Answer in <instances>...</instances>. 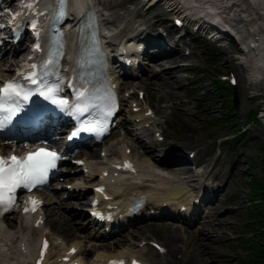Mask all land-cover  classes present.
<instances>
[{"label": "rangeland", "instance_id": "rangeland-1", "mask_svg": "<svg viewBox=\"0 0 264 264\" xmlns=\"http://www.w3.org/2000/svg\"><path fill=\"white\" fill-rule=\"evenodd\" d=\"M149 2L150 0H110L107 12L111 11L112 16L138 12L141 18L146 22L149 20L152 26L160 20L171 22V17L167 12L168 0L154 8L147 9ZM242 8L247 11V7L242 6ZM238 12H240L239 8L236 13ZM233 17L234 15L229 17L230 26L228 27L231 36L235 38V42L231 36L227 38L225 36L223 43L212 44L203 39L207 32L202 30L200 31L204 35L202 38L199 37V40L195 35L191 37L190 46L194 48V51L189 61L193 65H197V68L186 78L187 81H190L189 85L185 82V75L182 74L177 76L180 79L181 88L173 90L171 87H165L159 91L154 85L149 86V83H160L162 80L172 78V75L166 74V71L160 76L150 73L144 88L146 87L149 103L153 106L155 104L154 107L162 118L161 129L167 144L164 147H159L151 143L150 137L140 134L146 141L145 145L155 148L156 156L159 149H165L167 145V147L179 145L184 150L193 148L200 150L201 148L200 156L202 158H199V163L205 165L201 171L207 170V174L210 175V182L225 183L230 181L232 176L235 177L226 193L230 196L233 195L232 206L229 204L218 205L219 207L213 210V216L204 220L207 221L204 223L205 225H198L192 230H186V234L178 225L163 226L159 222L147 223L140 227L138 225L136 226L138 228L124 234L122 244L117 243L114 246L115 244L107 243V249L110 246L119 251L123 248L129 252L138 251L135 246L139 240L157 238L167 246V250H170L168 263L159 260L156 253L153 254L151 249H147L145 250L146 254H144L147 264H186V261L189 260L190 262V259L192 264H248L247 261L253 252L252 246L256 245L257 236L264 227L260 223L253 222L254 224H252L251 214L246 212L251 174L262 177L264 166V71L260 75H256V67L244 60V54L240 50L245 38L251 35V16L247 12L244 14L240 12L234 21L230 20ZM168 18L169 20H167ZM225 45L227 46L221 47ZM231 70L237 75L239 82L237 94L240 113L238 116L237 113L231 111V107L228 106L224 97L220 99L219 90L213 83V78L217 77L218 74H226ZM171 91L180 92L178 102H181L183 106L175 108L171 106L169 110L161 108L157 103L160 98L164 102H168L170 99L175 101L172 97L174 95H170L172 98H165V95L166 97L169 96ZM206 95L212 96L205 98ZM195 112L198 113L194 115ZM222 113L225 116L233 117L234 124L221 120ZM254 115L258 120L248 123L246 128L241 131L242 136L237 137L233 126L238 125L240 128ZM121 138L124 136L121 135ZM126 139L130 140L127 137ZM134 139L139 141L137 138ZM113 143L114 140L111 145ZM135 151L142 158L148 159L143 154L142 149L138 148ZM248 160L252 163L248 164ZM193 180V182L188 183L196 186L201 179L199 176L198 178L194 177ZM82 207L84 204L80 202L66 205L64 209L60 208L56 211L53 210L54 207H49L47 208V222L53 231L63 235L69 241L82 240L85 243L87 232L81 230L83 228L80 225L81 215L77 213L78 218L76 217V212ZM57 212L59 216L55 215ZM202 230H204L205 235L200 236ZM196 233L202 238L207 237L203 245L197 246V248H195L192 238H188L189 235ZM173 235L178 237V246L171 245L172 249L168 248V244L170 245L169 237ZM85 244L89 249L90 244ZM175 246L176 248H174ZM7 249L16 252V244L9 242ZM180 256H183V260L178 258Z\"/></svg>", "mask_w": 264, "mask_h": 264}, {"label": "snow or ice", "instance_id": "snow-or-ice-1", "mask_svg": "<svg viewBox=\"0 0 264 264\" xmlns=\"http://www.w3.org/2000/svg\"><path fill=\"white\" fill-rule=\"evenodd\" d=\"M58 12L56 20L59 21L67 15L69 0H56ZM26 7L32 8L34 5L27 4ZM32 27L35 29L36 25ZM91 23L87 17L82 22L81 31L90 28ZM38 35V33H37ZM58 34L50 38L49 56L40 65L32 63L28 65L29 71L19 74L20 79L7 81L0 86V133L5 129L14 132L17 125L36 124L43 120L46 112L59 109L75 116L78 120L85 114H90L93 109L100 108V103L95 100H107L108 97H100L88 89V82L82 83L79 87L72 88L76 102L70 104L68 99L63 97V82L66 79L58 75L54 69L57 66V58L63 55L62 44L57 38ZM39 50L40 45H36ZM78 67H83V61L78 62ZM42 98L55 106V109H43L40 107L39 99L33 101V97ZM33 105V107H29ZM111 115V112H108ZM19 117V120H17ZM16 122L14 124L13 122ZM103 124L99 120L81 121L79 126L68 136L71 141L80 136L82 132L101 134ZM63 158L61 153L55 150L37 149L35 152H28L23 156L0 155V209L9 210L15 203V193L18 189L31 190L33 187L46 183L50 172L57 168L58 161ZM131 167V165H127ZM102 191V189H98ZM33 205H38V200L32 201ZM35 210V207L32 208ZM25 211H28L26 208ZM45 249L47 241H45ZM75 252V249H73ZM120 264V262H113Z\"/></svg>", "mask_w": 264, "mask_h": 264}, {"label": "bare ground", "instance_id": "bare-ground-1", "mask_svg": "<svg viewBox=\"0 0 264 264\" xmlns=\"http://www.w3.org/2000/svg\"><path fill=\"white\" fill-rule=\"evenodd\" d=\"M171 1V0H170ZM177 2L179 0H176ZM83 4L88 3L87 0H81ZM182 8L183 12L188 16H191L192 18L195 17L197 19H205L206 21L202 22L201 25H206L208 20L214 22L215 24L220 25V23L225 24L224 27L230 26L228 23V19L230 16L234 17L230 20L234 21L235 17L237 15L239 16L240 12L241 14L244 13H249L251 16V35L249 37L245 38V42L243 43V54L244 57L247 61V63L253 64V67L255 68L256 75H260L264 71V0H182L178 2ZM177 4V3H176ZM193 5H199L198 8L193 7ZM242 6L247 7V11L243 10ZM238 8L240 9V12L236 13L238 11ZM3 18V15L1 16ZM195 25H197L199 22L194 21ZM236 29H239L237 26H234ZM221 32V31H220ZM209 34L212 32L209 31ZM164 54V52H161L160 55ZM23 54L17 55V58H21ZM159 65V64H158ZM159 67V66H158ZM165 68L159 67V70H162L161 73L158 72H153L154 75L158 74L160 76L164 71ZM166 74L172 75V78L162 80L160 83L159 82H150L149 86H155L158 88L159 91L163 90L165 87H171L173 90H177L180 87V79L176 77V71H166ZM143 84V83H142ZM181 91V90H180ZM174 100H180L179 96L180 92L174 93L173 91L169 92V96L165 98H172ZM172 101V99H170ZM126 149V148H125ZM125 150L123 149V153ZM136 152V151H135ZM130 155V154H129ZM136 157L139 155L138 153H135ZM152 156V155H151ZM149 159H143L139 158L138 166L140 170L142 171L141 177L146 180L144 181V184L147 187L137 185V186H131V187H126V191L124 192L125 194L128 193H139V192H146L149 194V198L152 199L154 196L159 197V199H162L160 201L163 202V198H167V196L170 194L166 193V188H170L171 186H174L173 182L174 180H171L169 177L166 178H160L159 174L157 175L156 172L160 170H164L163 168H160L161 166H165L167 168H175L173 166H176L170 159H172L175 163H180V160L176 157L170 156L169 154H166L162 158H154L152 159L151 157L147 156ZM115 157L106 159L107 161L113 160ZM156 159V160H155ZM161 159V160H160ZM89 164V163H88ZM91 164V163H90ZM104 163H100L99 165L95 167H91L92 173H97L98 171H101L103 168H105ZM179 165V164H178ZM165 171V170H164ZM171 173L173 174H178L177 170H170ZM156 177V181H149L151 177ZM167 178L170 179V181L167 180ZM116 182L119 181V178L115 179ZM153 183V187H150L147 185V183ZM117 186V183L115 184ZM156 193V194H155ZM184 194V193H183ZM63 194H60L58 198H61ZM168 196V197H169ZM169 202V201H168ZM57 216H59L58 213H56ZM5 220L1 222V224H4ZM0 224V225H1ZM12 225V223H11ZM204 232L200 231V236H202ZM185 234V233H184ZM22 236V240L26 242V253H21L19 251V258H23L24 261L26 259H30V256H32L35 251L36 247L34 246V242L38 243L40 242L41 235L39 236V239L35 241L34 236L31 233H20ZM197 233L194 235H189V239L194 241V246L197 248V246H202L203 242L207 237H200ZM194 238V239H193ZM34 241V242H33ZM169 243L170 247L171 245H176L178 244V237L176 235L170 236L169 237ZM79 247L78 245H76ZM175 246V247H176ZM174 247V248H175ZM172 248V247H171ZM53 248L50 249L49 256L45 262V264H49L50 256H51V251ZM101 254L98 255V257ZM109 256H117V255H126L125 252H117L114 254L111 252V254H108ZM102 257H107V254L102 255ZM82 260V258H80ZM16 264H19L17 261ZM192 264V262H191Z\"/></svg>", "mask_w": 264, "mask_h": 264}, {"label": "trees", "instance_id": "trees-1", "mask_svg": "<svg viewBox=\"0 0 264 264\" xmlns=\"http://www.w3.org/2000/svg\"><path fill=\"white\" fill-rule=\"evenodd\" d=\"M264 236V235H263ZM261 236L262 241L260 246H253L255 249L254 259L248 261V264H264V238Z\"/></svg>", "mask_w": 264, "mask_h": 264}]
</instances>
